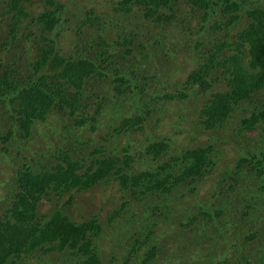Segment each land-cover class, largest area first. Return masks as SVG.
I'll return each mask as SVG.
<instances>
[{
  "label": "rangeland",
  "instance_id": "1",
  "mask_svg": "<svg viewBox=\"0 0 264 264\" xmlns=\"http://www.w3.org/2000/svg\"><path fill=\"white\" fill-rule=\"evenodd\" d=\"M118 1L54 0L55 5H51L45 0H22L19 21L14 30H10L13 18L11 13L5 12L7 0H0V84H6L3 74L8 68L11 78L7 82L17 79L31 84L41 75L48 74L45 80L49 86H55V82L61 79L54 75L55 71L35 65L39 48L47 43L46 39L53 41L59 56L73 55L76 58L85 55L104 65L108 72L101 77L92 74L86 79L79 96L80 108L74 114L67 113V108L62 111L53 107L44 115L45 122L38 123L42 121L40 116L32 119L36 122L29 125L33 127L31 133L18 135L20 128L16 126V133L6 146L0 143V222L3 221V213L13 206L17 197V188L11 177L19 167L30 171L51 168L62 162L64 154L81 160L83 166H87L91 160L104 154L120 158L130 156V167L121 164L126 171L153 170L164 161L170 163L169 169L179 170L181 160L178 164L174 161L185 149L212 145V164L204 176L191 181L186 179L180 186L183 198L170 216L165 217L164 207L171 204V195L167 197L161 193L155 198L153 205L156 207H150L151 224L148 223L157 233V255L147 264H208L205 262L207 255L196 247V237L208 233V239L216 242L220 232H217L215 224L208 225L203 210L216 212L221 209L223 212L218 216L213 214L218 222L226 215L237 214L242 218L243 204L250 200L256 212L248 213L245 218L254 221L256 229L264 227V190H258L264 184V174L256 175L248 161L241 167L237 166L240 156L252 157L264 152L261 147L264 142L260 141V137L264 138V129L260 127L235 136L240 132L236 121L251 112L257 115L261 109L264 87L250 99L235 105L232 115L226 120L233 121L231 125L224 126L219 132L214 130L213 134L202 130L200 110L210 92L228 89L229 73H221V68L211 74L208 79L212 85L208 91L198 84H186V79L199 62L208 59V51L215 49L214 44L238 41L236 35L251 20L249 11L264 8V0H235L239 6L238 18L232 20L234 10L226 11V4L234 0H210L209 6H194L187 0H179L172 10H167L170 17L163 18L161 25L152 22V18L144 15L143 9L135 4L126 11L118 7ZM48 10H55L60 20L52 31L42 32V25L34 19ZM205 13L207 16L203 17ZM101 50L106 52L100 56L98 52ZM130 50L133 53L126 54ZM246 50L247 45L242 49L244 65L248 63ZM226 53L228 46L217 56L221 59ZM107 56L106 61H101ZM64 92L71 96L73 89L64 85ZM168 95L173 96L166 97ZM83 117L88 121L87 126H78L83 129V134L74 138L68 136L69 140L62 144L60 136L57 139L54 134L56 122H67L76 127L72 121ZM126 118H138V121L132 124L129 121L121 127V121ZM89 124L95 128L91 130ZM248 135L254 137L250 142ZM152 141L168 144L157 158L146 151ZM101 146L104 149L98 150ZM246 150L250 153L246 154ZM57 153L61 156L57 157ZM77 171H84V167ZM191 187L193 191H190ZM49 193V198L40 199L38 215L48 220L57 208L76 223L96 217L101 224V232L93 240L101 259L107 264L111 253H114L113 248L118 258L115 263L130 248L125 244V250L121 245L118 240L121 233L129 231L131 235L127 240L129 237L132 240L139 222L143 218L148 220V216L142 214L145 200H135L132 190L122 189L113 175L87 189L74 187L62 197ZM134 215L137 220L131 222L130 216ZM188 216L196 219L189 221ZM119 221L125 225L122 227ZM228 222L229 219H223L221 233L231 240L238 231V225ZM252 243L253 246L246 251L249 259L254 261L248 264H264V231L255 234ZM72 256L67 250H51L45 260L46 264H71ZM133 257L141 259V256ZM15 264H41V260L35 257L27 260L23 256Z\"/></svg>",
  "mask_w": 264,
  "mask_h": 264
},
{
  "label": "trees",
  "instance_id": "2",
  "mask_svg": "<svg viewBox=\"0 0 264 264\" xmlns=\"http://www.w3.org/2000/svg\"><path fill=\"white\" fill-rule=\"evenodd\" d=\"M21 1L7 0L5 12L11 13L13 18L10 30H14L19 21ZM178 1L119 0L118 7L129 11L132 5L135 4L143 9L144 15L152 18V22H157V24L161 25L163 18L170 17V14H167V10H172V7L177 5ZM187 1L194 6L210 5V0ZM45 2L55 5L54 0H45ZM238 9L239 6L235 0L234 2H227L226 11L234 10L233 12L235 13L232 15L231 20L238 18ZM248 14L251 20L236 35L239 42L234 41L230 44L226 41H221L214 44L215 49L208 51V59L205 62H199L186 79V84H198L204 91H208L212 85L211 80L208 79L211 74L219 72L221 68V73H229L228 89L210 92L209 97L200 110L203 131L214 134V130L219 132L224 126L226 128L230 126L233 121L226 120L232 115L234 106L250 99L259 89L264 87V8L251 9ZM206 16L207 14L205 13L203 17ZM34 20L42 25L43 32L45 30L52 31L60 18L55 10H48L41 12ZM46 40L47 43L39 48L40 54L37 56L35 65L38 68L46 67L49 70H54V75L61 79L55 82V86H49L45 80L48 74L41 75L38 81L31 84L27 83L28 81L22 83L17 79H14L13 82H7L11 76L10 70L5 68L7 70L4 72L3 78L6 84H0V143L3 144V147L16 133L14 131L16 126L20 128L18 135L31 133L33 127H29V125L32 126L36 122L32 121V119L40 116L39 118L42 121H38V123L45 122L43 121L46 119L44 115L52 110L53 107L62 111L67 108V113L74 114L80 108L79 96L84 89L83 86L86 79L92 74L100 77L108 75L104 65L88 56L81 55L76 58L73 55L67 57L59 56L53 41L50 39ZM245 45H247V65H244L242 56V49ZM226 46H228V53L223 54L221 59H219V56H217L218 52L222 51ZM104 52L106 51L101 50L98 55L101 56ZM132 53V50L126 52V54ZM107 58L108 56L102 57L101 61H106ZM215 78H218V75ZM117 79H121V77H117ZM41 85H46L47 87L45 88ZM64 85H68L73 89L71 96L65 94ZM169 96L172 97L173 95L166 97ZM262 109H264V103L261 104V109H259L257 115L251 112L249 116H243L239 119L240 121H236L240 132H237L235 136H240L242 132L248 130H257L260 126L264 129V111ZM82 119H74L72 121L76 127L71 125V123L60 124L56 122L54 134L57 139L60 136V141L63 144V142L66 143L69 140L68 136L71 138L81 136L84 131L78 126H84V124L87 126L86 122H88L86 118L83 117ZM129 121L132 124L134 121H138V118H126V120L121 121V127L129 123ZM5 126L6 129L4 128ZM88 126L91 130L95 128L91 124ZM235 136L233 135L234 138H236ZM248 139L250 142L254 137L248 135ZM260 141L263 143L264 138L260 137ZM167 146L168 144L164 141H152L148 144L146 151L151 153L154 158H157ZM261 147L264 150V143ZM51 148L54 149L55 147L51 146ZM101 149L104 148L102 146L98 148V150ZM211 150L212 145L185 149L182 155L176 157L174 161L178 164V161L181 160L179 170L169 169L170 163L164 161L153 170L145 168L138 172L133 170L126 171V168L122 167L121 164L130 167L129 162L132 161L130 156L120 158L104 154L91 160L87 166H83L81 160L74 159L69 154H64L62 162L59 161L51 168H40L35 171L23 170L26 169L23 167L17 168L15 173L17 197L13 202V206L6 210L9 213H3V221L0 222V264H15L16 260L23 256L27 260L30 257L38 258L41 260V264H46L45 257L51 250H67L68 253L73 255L71 264H106L101 259L93 240L101 232V224L96 220V217L76 223L70 216L61 214L56 208L52 212L51 219L43 220V217L38 215V211L40 199L45 196L49 198V191L53 192L56 197H62L64 193L74 187L79 190L90 188L109 175H113L119 181L122 189H131L135 195V200H145L146 205H143L142 214L144 213L148 216V220L143 218L139 222L138 229H136L138 231L134 232L136 235L132 240L130 237L127 240L128 236L131 235L129 231L124 230L121 233L118 240L125 250V244L129 245L130 248L128 251L126 250L127 254L123 255V258L117 263L115 261L118 258L115 248H113L114 253L110 255L109 264L149 263L157 255V246L155 244L157 233L148 225V223L151 224L149 222L151 221L149 215L150 207L153 209L156 207L153 202L161 193L167 197L171 195V204H167L164 207L165 217L170 216L179 200L183 198V194L179 192L181 190L180 186L185 184L186 179L191 181L194 178L203 177L210 163L212 164ZM249 153L250 151L246 150V154ZM56 156L59 157L61 154L57 153ZM246 161H248L251 169H255L254 173L256 175L262 176L264 174V152L252 157L240 156L237 166L241 167ZM61 163H64V165ZM82 167H84V171L78 172L77 170ZM193 190L194 188L191 187L190 191ZM258 190H264V184L260 185ZM66 200L69 202L70 199L67 198ZM243 206L244 209L241 211L242 218H238L237 214L226 215L219 222L213 214L216 213L218 216V214L223 212L221 209L216 212L212 210L202 211L203 214L207 215L208 225L215 224L217 232H220L217 236L219 241L216 242L213 239H208V233L201 237H196L198 241V246L196 247L201 248L204 255H207L206 263L223 264L228 261L229 264H248L254 261L249 259V254L246 250L253 246L252 240L255 239V234L263 233L264 227L256 229L254 221L245 218L248 213L256 212L253 210L251 201H245ZM60 209L64 210L62 206H60ZM142 214L140 213V216ZM135 216H130L132 217L131 222L136 219ZM190 216H188L189 221H193L194 217ZM224 218L229 219L228 223L230 225H238V231L231 240L224 238V234L221 233ZM237 220L241 222L238 223ZM119 222L122 227L125 225L122 221ZM132 228H135V225ZM252 229L255 230L251 231ZM135 252L136 254H134ZM123 253L125 252L123 251ZM133 256H141V259Z\"/></svg>",
  "mask_w": 264,
  "mask_h": 264
},
{
  "label": "water",
  "instance_id": "3",
  "mask_svg": "<svg viewBox=\"0 0 264 264\" xmlns=\"http://www.w3.org/2000/svg\"><path fill=\"white\" fill-rule=\"evenodd\" d=\"M11 182H12L13 184H15V185H16V188H17L15 175H13V176L11 177Z\"/></svg>",
  "mask_w": 264,
  "mask_h": 264
},
{
  "label": "clouds",
  "instance_id": "4",
  "mask_svg": "<svg viewBox=\"0 0 264 264\" xmlns=\"http://www.w3.org/2000/svg\"><path fill=\"white\" fill-rule=\"evenodd\" d=\"M260 127H261V126H260ZM51 218H52V217H51ZM51 218H49V219H51ZM49 219H48V220H49ZM102 260H103V259H102ZM103 261H104V260H103ZM104 262H105V261H104ZM105 263H106V262H105ZM106 264H107V263H106Z\"/></svg>",
  "mask_w": 264,
  "mask_h": 264
}]
</instances>
